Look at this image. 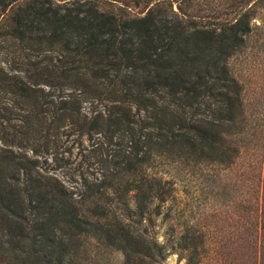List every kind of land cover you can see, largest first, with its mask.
Returning <instances> with one entry per match:
<instances>
[{"label":"trees","instance_id":"1","mask_svg":"<svg viewBox=\"0 0 264 264\" xmlns=\"http://www.w3.org/2000/svg\"><path fill=\"white\" fill-rule=\"evenodd\" d=\"M213 1L0 0V264H162L144 223L198 178L264 264V85L250 99L228 65L256 30L263 52L264 0Z\"/></svg>","mask_w":264,"mask_h":264},{"label":"rangeland","instance_id":"2","mask_svg":"<svg viewBox=\"0 0 264 264\" xmlns=\"http://www.w3.org/2000/svg\"><path fill=\"white\" fill-rule=\"evenodd\" d=\"M214 1L211 4L218 5L217 0ZM136 10L137 8H133V11ZM255 10V23L261 26L262 9L257 6ZM259 43L256 30L247 40L245 47L228 59L231 72L245 84L250 99L257 92L262 93L264 85V49L263 52L260 50ZM82 141L84 142L83 139ZM63 156L67 157L71 167L78 163L81 157L75 147L71 154L65 153ZM56 172L61 176L60 171ZM237 184L236 199L248 198L251 192L248 181H238ZM207 189L214 190V184L208 186L203 183L202 178H198L196 183L183 181L177 185L173 195L164 202L161 214L152 218L150 225L144 223L147 232L164 244L162 264H184V252L176 246L175 238L186 224L188 226L195 224L196 233L200 232L203 235L205 253H201L200 264H248L245 263L247 259L252 260L251 264H254L253 259H256V254L252 250H246L243 246L230 250V232L227 223L232 215L229 200L226 201L224 198L222 202L218 201ZM223 191H228L227 186ZM229 193L233 195L232 192ZM107 258L111 264H122V257L118 251H110Z\"/></svg>","mask_w":264,"mask_h":264}]
</instances>
